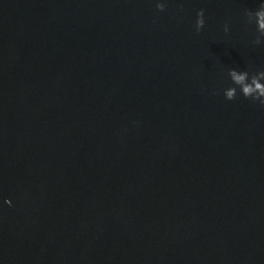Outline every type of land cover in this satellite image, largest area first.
<instances>
[{"label": "water", "instance_id": "obj_1", "mask_svg": "<svg viewBox=\"0 0 264 264\" xmlns=\"http://www.w3.org/2000/svg\"><path fill=\"white\" fill-rule=\"evenodd\" d=\"M262 3L0 0V264H264Z\"/></svg>", "mask_w": 264, "mask_h": 264}, {"label": "clouds", "instance_id": "obj_2", "mask_svg": "<svg viewBox=\"0 0 264 264\" xmlns=\"http://www.w3.org/2000/svg\"><path fill=\"white\" fill-rule=\"evenodd\" d=\"M157 8L160 11H163L165 8L164 4H157ZM257 17V30L260 32L262 36H264V3H262L259 7V10L255 13ZM204 12L203 10L197 13L196 20V30L199 32L204 25ZM227 27H225V31L227 32ZM255 43H260L259 38L255 41ZM231 77L233 83L235 85L240 86V90L245 98H252L253 100H259L261 105H264V84H261L256 77H253L251 84L246 83L247 72H243L242 74H237L235 70L231 71ZM260 76H264V71L259 72ZM225 98L227 100H233L236 97V88L230 87L224 92Z\"/></svg>", "mask_w": 264, "mask_h": 264}]
</instances>
